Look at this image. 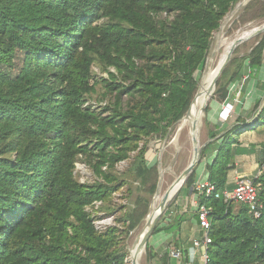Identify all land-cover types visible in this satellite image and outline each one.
<instances>
[{
    "label": "trees",
    "instance_id": "16d2710c",
    "mask_svg": "<svg viewBox=\"0 0 264 264\" xmlns=\"http://www.w3.org/2000/svg\"><path fill=\"white\" fill-rule=\"evenodd\" d=\"M239 1L0 0V264H129L120 229L99 231L87 209L111 202L131 179L154 186L158 168L146 160V140L165 138L187 114L214 33ZM258 43L223 73L216 92L222 104L229 85L263 68L264 35ZM95 66L109 78L96 79ZM99 86L113 97L105 107L88 104ZM262 127L264 105L245 131ZM237 131L201 154L200 164L219 143L207 163L219 191L227 189L235 157L253 153L240 147ZM131 159L119 175L116 166ZM78 162L91 169L93 184L78 180ZM255 183L264 207V172ZM202 202L214 211L208 264H264V208L255 220L243 205ZM149 203L139 201L126 216L129 233ZM179 226L175 218L154 235ZM175 249L186 264L188 252L178 241ZM161 260L170 264L169 252Z\"/></svg>",
    "mask_w": 264,
    "mask_h": 264
},
{
    "label": "rangeland",
    "instance_id": "374dc122",
    "mask_svg": "<svg viewBox=\"0 0 264 264\" xmlns=\"http://www.w3.org/2000/svg\"><path fill=\"white\" fill-rule=\"evenodd\" d=\"M242 2H247L245 7L238 12L234 17V13L236 12V9L238 5ZM167 16H162V19H165ZM229 23L227 24L224 33L223 25L226 23L227 20H229ZM224 23V24H223ZM264 25V0H240L228 13V15L224 18V20L221 23L220 29L214 33L212 43H211V50L208 56V60L210 58H213L215 65L218 64L220 61V58L223 54V49L218 50L216 53V48L218 45V40L220 35L223 33V39H231L233 38L237 32L241 30H253L255 28H258L260 26ZM261 37L254 38L252 41L242 44L234 53L233 59L236 58H245L250 55L253 48L258 44ZM216 61V62H215ZM207 63V62H206ZM231 63V62H230ZM230 66V64L228 65ZM228 68V67H227ZM226 68V69H227ZM204 71L202 74L199 73V89L201 87L202 79L207 71V66L205 64ZM111 72L115 73L114 69H110ZM93 75L96 77V79L101 80L102 78H109L108 73L104 72L100 67L95 66L93 68ZM247 75V74H246ZM220 82V80H219ZM218 82V83H219ZM250 88L252 89H260L262 90V102H259L258 104H261L264 102V73L261 72L260 76H257L256 79H251L248 75L245 77H242L238 79L234 84L228 86V89L230 91V94H232L231 102L229 103L233 109L229 107L228 109H224L222 106V111L220 108V105L222 104L221 98L219 95H216V92L218 90V87L216 88V91L214 95L211 98L210 103L208 104V107L205 111V118L203 119L202 128H201V146H208L210 140L209 135L211 132H216V124L219 122L220 124H226L228 122H237V115H235L236 110L240 103L242 102L243 98L245 97L246 92H250ZM197 92V94H198ZM196 94V95H197ZM195 95V97H196ZM194 97V99H195ZM193 99V100H194ZM111 100H113L112 96H106L105 90L103 86H99L97 88V92L89 98L88 104H94L96 107L103 106L110 104ZM125 103H128V99L125 98ZM244 103V101H243ZM193 104V103H192ZM228 104V103H227ZM221 111V112H220ZM239 112V111H238ZM258 113V111L255 110V108L251 111V114L254 116ZM253 117V116H252ZM206 120V121H205ZM254 121V120H253ZM181 123V121L177 122L169 131V134L165 138L160 137H153L146 140L148 142V152L146 154V160L148 161L149 165H154V163H157L158 168V178L153 182L151 186L150 184H144L141 181H134L130 180L128 181V184L117 194H115L114 198L111 202L108 204H101L96 203L93 206L89 207L87 210L93 214V217L95 218V225L96 228L99 231H105L108 228H119L120 234H122L119 238L120 240V248L127 252L128 258L130 257V251H129V245L133 242V239L136 236V233L140 230V228L143 226L145 219L150 211L151 205L157 196V189L159 186V182H161V171L162 169L168 170L165 178H164V189L168 190L170 186L177 180V177L181 176L183 172L188 168L192 161L193 152L191 148H188L187 150H183L180 153L175 152L171 148V142L174 139L178 125ZM253 122L248 125L252 126ZM242 132V131H239ZM261 132L260 134H264V128H261L259 130ZM144 142L141 143V147H143ZM264 146V143L262 144V148ZM204 147V148H205ZM203 148V150H204ZM202 150V151H203ZM262 157H264L263 150L262 154H260ZM134 154H132L133 158ZM212 157V152L208 151L207 158L203 161V164L209 161V159ZM132 159L126 162H122L118 164L115 168V171L119 175H124L127 173V171L131 167ZM201 163V160H200ZM197 166L199 169H201L203 164ZM171 166V167H170ZM180 174V175H179ZM76 175L78 180L81 183L84 184H93L97 178L94 176L91 169L85 165L82 162L77 163L76 168ZM178 177V178H179ZM156 192H154L155 187ZM188 191L185 187L181 189V191L178 193V195L175 196V198L170 202L167 210L161 217L159 223L157 226H164V225H172L173 224V218L175 217L176 211L179 208V205H182L183 198L187 196ZM149 201V207L147 214L143 217L141 223L138 225V227L129 233L128 226L129 223L126 221L127 215L131 214L136 208L139 201ZM166 212L169 213L166 214ZM172 213V215H171ZM171 215V216H170ZM160 234L154 235V232L152 234V237L149 240L148 247L145 251V254L143 256L142 264H163L161 257L166 254L168 250H171L173 247L175 248V245L173 243L172 248H169V245L167 243H157V241L161 240ZM197 238H201V236H198ZM169 248V249H168ZM168 249V250H167ZM155 254V258H151V254ZM201 251L199 252V254ZM149 254V259H148ZM127 262H129V259H127ZM130 264V262H129ZM199 264V263H198ZM201 264V263H200Z\"/></svg>",
    "mask_w": 264,
    "mask_h": 264
},
{
    "label": "crops",
    "instance_id": "0c3cea01",
    "mask_svg": "<svg viewBox=\"0 0 264 264\" xmlns=\"http://www.w3.org/2000/svg\"><path fill=\"white\" fill-rule=\"evenodd\" d=\"M264 64V63H263ZM264 73V66L261 69L260 74ZM256 77H251V79H256ZM250 92L245 93V97L243 98L242 102L238 106L235 115H237V122H228L226 124H216L217 128L216 131L219 133L217 138L214 140H211L209 143L212 142H218L225 134L235 130L238 128V131L240 132V135H235L238 140L240 147L252 151L253 153L249 154H243L238 155L235 157L234 160V168L228 173V182H227V189L233 190L236 185V181L239 177H249L254 178L260 170L264 169V165L260 166V161H264V157H262L260 154H262V144L264 143V134H260L259 128L258 130L254 131H245L246 126L250 124V122L254 123L255 119L259 116V113L264 105V102L261 103V108L259 109L258 113L254 116V114H251V111L255 108V106L262 102V90L260 89H249ZM232 94L229 95L228 99L225 101V103H230L232 100ZM244 101V103H243ZM221 104L220 108L222 111V106L225 104ZM220 111V112H221ZM239 111V112H238ZM253 116V117H252ZM254 120V121H253ZM264 128V127H262ZM219 145V143H216L213 145L209 151L212 152V157L209 159L206 164L202 163L203 166L198 171V174H196V181L199 180H208V172H207V163L211 162L213 158L216 155V148ZM201 165V164H200ZM200 167V166H199ZM199 167L197 169H199ZM209 181V180H208ZM195 194L193 192V187L188 191L187 196L183 198L182 205H179V208L176 211L175 218H179L180 220V226L177 230L171 233H160L161 240L159 239L157 243H167L169 245V248H172V245L176 244L178 241L181 245V247L189 252V249L191 247L192 241L197 238L198 236H201V232L199 229V221L194 209V201H195ZM168 248V249H169ZM167 249V250H168ZM172 249H175L174 247ZM168 252V251H167ZM170 264H185L184 261L178 262V261H171Z\"/></svg>",
    "mask_w": 264,
    "mask_h": 264
},
{
    "label": "bare ground",
    "instance_id": "6f19581e",
    "mask_svg": "<svg viewBox=\"0 0 264 264\" xmlns=\"http://www.w3.org/2000/svg\"><path fill=\"white\" fill-rule=\"evenodd\" d=\"M246 3L247 2H242L238 5L233 17L245 7ZM229 21L230 19L227 20L225 24L223 23L224 24L222 30L223 33ZM223 33L222 35H220L221 37H219L218 45L215 51L216 53L218 50L223 49V54L220 58V61L218 62L217 65H215L213 58L207 60L206 63L207 71L202 79L200 90L196 95L191 108L186 114V117L178 125L176 135L170 145L175 152H179V153L183 150H187L188 148H191L193 152L191 163L196 159L194 139L198 140L199 145L201 144V128H202L201 126L203 123V119L205 118V111L208 107V104L211 101L212 96L214 95L213 82L216 76L218 75L219 70L226 63L234 45L237 42L246 41L245 43H247L254 39L252 38L250 40H247L253 33V31L248 29L241 30L237 32V34L233 38L226 40L223 39V37H225L223 36ZM161 172H162L161 182H159L160 184L157 189V194H156L157 196L155 197L151 205L150 211L145 219L143 226L136 233L133 242L129 245L130 257L128 259L130 264H142L143 256L146 251V249L142 247L143 239L150 230L152 223L156 220V218L162 211L165 197L167 195L169 198L175 197L180 188V186L173 187L172 184L168 190H165L164 178L168 170L162 169Z\"/></svg>",
    "mask_w": 264,
    "mask_h": 264
},
{
    "label": "built area",
    "instance_id": "2783aa9c",
    "mask_svg": "<svg viewBox=\"0 0 264 264\" xmlns=\"http://www.w3.org/2000/svg\"><path fill=\"white\" fill-rule=\"evenodd\" d=\"M223 107L224 109H228V107L229 110L230 108L233 109L229 103H225ZM263 172L264 169L260 170L254 178L239 177L233 190L225 189L219 191L217 186L208 180H199L193 185V192L196 196L194 209L199 221L201 238L192 241L186 264L209 263L208 249L212 244V239L210 238L211 215L214 211L213 208L203 204L202 198L214 197L217 200H223L225 203L233 202L243 205L248 208L252 218L258 220L262 217L264 207L259 197L260 186L255 183V179L259 178ZM200 251L201 253L199 254ZM168 252L171 261L182 262L184 260L183 250L171 249Z\"/></svg>",
    "mask_w": 264,
    "mask_h": 264
},
{
    "label": "water",
    "instance_id": "95a60500",
    "mask_svg": "<svg viewBox=\"0 0 264 264\" xmlns=\"http://www.w3.org/2000/svg\"><path fill=\"white\" fill-rule=\"evenodd\" d=\"M252 35L249 37V39L247 40H250L252 38H258V37H261L264 35V25L258 27V28H255L253 30ZM246 41H242V42H237L231 53H230V56L228 57L226 63L222 66V68L219 70L218 72V75L216 76L214 82H213V90H214V93L216 91V88H217V85H218V82L219 80L221 79L223 73L225 72L226 68L228 67V65L230 64V62L232 61L233 59V56H234V53L236 52V50L241 46V44H244ZM259 44V43H258ZM257 44V45H258ZM194 101V100H193ZM193 103V102H192ZM192 106V104H191ZM190 106V108H191ZM188 113V112H187ZM186 117V115L184 116V118ZM184 118L181 120V122L184 120ZM194 146H195V154H196V159L188 166V168L183 172V174L173 183V187H178L180 186L178 192L176 195H178V193L181 191V189L185 186L187 180L189 179V177L193 174V172L195 171V169L197 168V166L199 165L200 163V160H201V154H202V150L205 146H200L199 143H198V140L197 139H194ZM175 197H171L169 198L168 195L165 197V200H164V204H163V207H162V211L160 212V214L158 215V217L156 218V220L152 223L151 225V228L150 230L148 231V233L145 235L144 239H143V242H142V247L144 249H147L148 247V243H149V240L150 238L152 237V234L155 230V228L157 227L161 217L163 216V214L165 213V211L167 210L170 202L174 199Z\"/></svg>",
    "mask_w": 264,
    "mask_h": 264
}]
</instances>
